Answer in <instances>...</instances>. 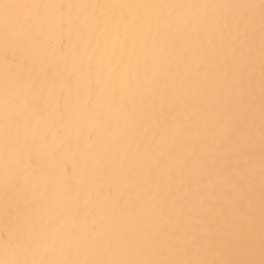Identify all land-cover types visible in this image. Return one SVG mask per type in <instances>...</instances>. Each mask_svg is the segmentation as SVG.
Returning <instances> with one entry per match:
<instances>
[{
    "label": "snow or ice",
    "instance_id": "snow-or-ice-1",
    "mask_svg": "<svg viewBox=\"0 0 264 264\" xmlns=\"http://www.w3.org/2000/svg\"><path fill=\"white\" fill-rule=\"evenodd\" d=\"M0 264H264V0H0Z\"/></svg>",
    "mask_w": 264,
    "mask_h": 264
},
{
    "label": "bare ground",
    "instance_id": "bare-ground-1",
    "mask_svg": "<svg viewBox=\"0 0 264 264\" xmlns=\"http://www.w3.org/2000/svg\"><path fill=\"white\" fill-rule=\"evenodd\" d=\"M186 2H217V3H223V2H238V0H186ZM244 2H252V3H259V0H244ZM5 71V66L3 64L2 60V51H0V76L3 75Z\"/></svg>",
    "mask_w": 264,
    "mask_h": 264
}]
</instances>
